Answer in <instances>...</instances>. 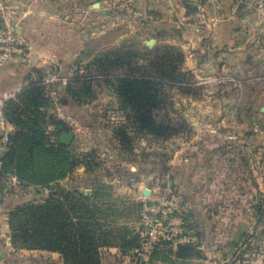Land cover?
Returning a JSON list of instances; mask_svg holds the SVG:
<instances>
[{
    "label": "rangeland",
    "instance_id": "374dc122",
    "mask_svg": "<svg viewBox=\"0 0 264 264\" xmlns=\"http://www.w3.org/2000/svg\"><path fill=\"white\" fill-rule=\"evenodd\" d=\"M116 1V7L108 6L107 22L99 23L96 10L87 19L81 0H67L63 18L80 25V35L83 25L90 26L86 49L68 74L53 65V82L35 100L16 101L24 109L18 124L48 142L52 157L64 164L58 181L24 189L34 193L26 203L70 189L88 194V203L98 205V213L91 215L98 223L97 251L106 264H264V70L259 65L251 75L227 71L195 78L184 69V59V89L176 86L170 93L190 130L166 140L132 131L134 149H124L115 134L121 115L114 112L119 97L113 78L163 55L179 61L186 54L168 41L182 31L174 19L159 24L164 1H172L170 12L178 21L177 0ZM114 11L120 14L116 27ZM105 24L106 33H100ZM78 68L91 88L68 92L64 80ZM64 126L74 140L59 148L56 140ZM187 181L196 188V200L182 191ZM20 244H12L10 264H65L60 252ZM179 244L189 250H180Z\"/></svg>",
    "mask_w": 264,
    "mask_h": 264
},
{
    "label": "trees",
    "instance_id": "16d2710c",
    "mask_svg": "<svg viewBox=\"0 0 264 264\" xmlns=\"http://www.w3.org/2000/svg\"><path fill=\"white\" fill-rule=\"evenodd\" d=\"M173 56L163 55L156 61L113 78L119 97V108L114 112L121 115L115 122V134L122 148L134 149L132 131L136 135L148 133L166 140L190 130L186 120L176 113L170 93L171 88L176 86L180 91L184 89L182 81L187 77L180 65L185 56L180 55L179 61ZM98 68L102 69L101 64ZM34 74L39 79L30 75L26 85L4 110L5 116L14 125V132L5 155L0 157L2 174L13 172L23 185L56 182L62 178L64 168L62 159L52 157L55 152L47 145L48 142L25 129L22 123L18 124L24 109L16 101L21 98L29 101L32 97L35 100L42 90H46L41 82L43 72L36 69ZM88 81L87 75L78 68L67 81V91L91 88ZM64 131L69 132V128L64 126L59 133ZM60 134L56 145L68 148L60 142ZM72 160L68 159L69 167L75 164ZM55 196L57 193L51 194L44 202L18 205L10 212L13 246L18 247L21 243L22 248L60 252L65 264H106L97 251L98 223L92 221L94 215H91L98 213V205L88 203V194L78 189L65 190L58 195L60 197ZM179 249L187 251L189 247L179 244Z\"/></svg>",
    "mask_w": 264,
    "mask_h": 264
},
{
    "label": "crops",
    "instance_id": "0c3cea01",
    "mask_svg": "<svg viewBox=\"0 0 264 264\" xmlns=\"http://www.w3.org/2000/svg\"><path fill=\"white\" fill-rule=\"evenodd\" d=\"M66 1L11 0L18 31L28 42L32 54L24 63L9 62L0 66V96L14 89L22 90L36 69L47 75L54 65L60 69V73H70L71 65L86 49L90 26L83 25V34L80 35V25L67 22L63 18V6ZM246 1L248 6L241 5L239 0H189L190 7L188 0H177L174 8H178V14L180 13L178 21L172 18L170 12L172 1L169 4L164 1L161 5L164 18L159 24H164V21L172 22L174 19L173 24L182 28V31L178 32L177 40L170 35L168 41L176 43L184 50V69L191 71L195 78L208 79L227 71L235 74L247 72L251 75L252 72L259 71V65L264 70V0H257V5L251 4L253 0ZM110 3L115 7L117 5L116 0H81L79 6L82 7L83 15L86 13L85 16H91V9L96 10L99 23H105L107 15H110ZM196 6L199 9H196ZM187 7V12L183 13ZM113 16L116 27L120 24L117 23L120 14L114 11ZM101 27L103 30L100 33H106V24ZM84 33H87L86 36ZM8 122L12 134L14 125L9 120ZM6 151L0 149V157L4 156ZM190 163L191 161H187L184 165L189 175L192 173ZM23 184L21 180L19 185L12 183L6 175L0 174L1 264H6V261L10 264L7 259L13 249L8 212L13 206L30 201L34 194L24 193V189L30 187ZM184 185L182 191L186 197L196 200V188L192 182H184Z\"/></svg>",
    "mask_w": 264,
    "mask_h": 264
},
{
    "label": "built area",
    "instance_id": "2783aa9c",
    "mask_svg": "<svg viewBox=\"0 0 264 264\" xmlns=\"http://www.w3.org/2000/svg\"><path fill=\"white\" fill-rule=\"evenodd\" d=\"M32 54L31 48L26 39L20 34L17 28V22L13 13L11 0H0V66L9 62L24 63L29 60ZM35 79L39 77L33 73ZM56 73L50 71L49 74L41 77V82L48 90L51 81L53 82ZM67 84V80H64ZM20 90L14 89L0 96V139L1 150H7L11 144V131L9 130V122L5 116L4 110L7 103L15 99ZM57 91L52 90L51 94L56 95ZM2 161L0 160V174H2ZM6 175L8 181L19 185L20 180L14 174Z\"/></svg>",
    "mask_w": 264,
    "mask_h": 264
},
{
    "label": "water",
    "instance_id": "95a60500",
    "mask_svg": "<svg viewBox=\"0 0 264 264\" xmlns=\"http://www.w3.org/2000/svg\"><path fill=\"white\" fill-rule=\"evenodd\" d=\"M59 140L62 144L69 146V145H71L72 141L74 140V134L64 131L61 133Z\"/></svg>",
    "mask_w": 264,
    "mask_h": 264
}]
</instances>
